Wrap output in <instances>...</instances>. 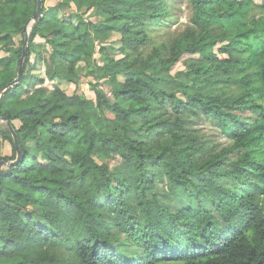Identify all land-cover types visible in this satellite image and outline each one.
I'll return each instance as SVG.
<instances>
[{
    "label": "trees",
    "instance_id": "1",
    "mask_svg": "<svg viewBox=\"0 0 264 264\" xmlns=\"http://www.w3.org/2000/svg\"><path fill=\"white\" fill-rule=\"evenodd\" d=\"M47 1L0 100L24 152L2 170L0 264H264V0H189L194 28L161 44L169 0ZM36 11L0 0V89ZM185 54L203 56L188 62L200 84L171 77ZM16 157L0 123V164ZM166 179L179 212L155 194Z\"/></svg>",
    "mask_w": 264,
    "mask_h": 264
},
{
    "label": "rangeland",
    "instance_id": "2",
    "mask_svg": "<svg viewBox=\"0 0 264 264\" xmlns=\"http://www.w3.org/2000/svg\"><path fill=\"white\" fill-rule=\"evenodd\" d=\"M60 0H48L46 2V7L48 10L54 11L56 10V4ZM257 3H260L262 0H255ZM169 17L167 20L166 24H162L157 31L153 33L154 35V41L157 44L161 43H169L174 37L178 36L181 33H184L188 30H191L194 28V25L191 23V9L189 7V0H169ZM72 10L69 8H66L63 13L65 15L70 14ZM31 33V32H30ZM114 39H117L118 37H113ZM36 43H43L42 39H37ZM116 46H119V44H116ZM220 46L217 48H214L212 50L213 53H217L218 49ZM151 51V47L147 50L146 53H149ZM118 53L114 54L117 57H120L117 55ZM99 57V56H98ZM203 58L202 55H188L185 54L180 61L172 67L171 69V77L175 79V81H181L187 84H192V83H197L200 84L199 81H197L194 78L193 72L190 69V64H188L189 61L191 60H201ZM61 69L66 70L67 65L66 64H60L59 65ZM78 73L81 75L86 74V70L83 69V66H80L78 69ZM39 75L44 76V72L40 71L38 73ZM88 82H91V80L88 77H82L81 84L79 86V89L77 91L81 94L86 95L90 99L95 98V94L93 91H91L89 85L87 84ZM57 83L59 86L64 89L69 95L73 94L74 91L76 90L74 87L70 86L66 81L64 80H58ZM168 90H171L173 88V85L169 84L166 86ZM90 113L93 118H95V112L93 109L90 110ZM16 124H18L16 122ZM195 125L192 126L194 130H200L201 133H203L208 140L211 142L219 143L221 146H226L228 145V141L222 137L220 134L219 128L214 126L211 123H208L207 121H202V122H195ZM171 142L170 138H166L164 140V143L169 145ZM6 151H4V154L9 153L10 151V146H6L4 148ZM109 165L114 168L116 165L119 164L118 159H114L111 161H107ZM169 181L166 179L165 183H157L156 185V191L155 194L160 200L161 204L164 206H167L170 208L173 212H179L182 208H184L187 204V198L185 194L180 193L176 196H173L171 200L168 202L167 201V185ZM32 209V208H30Z\"/></svg>",
    "mask_w": 264,
    "mask_h": 264
},
{
    "label": "water",
    "instance_id": "3",
    "mask_svg": "<svg viewBox=\"0 0 264 264\" xmlns=\"http://www.w3.org/2000/svg\"><path fill=\"white\" fill-rule=\"evenodd\" d=\"M42 16H43V0H37L36 14L31 20L28 21V23L24 27L25 39H24V45H23V55L21 57L19 69H18V76L14 81H12L11 83H8L7 85H5L4 87L0 89V100L6 93H8L15 85H17L21 81L23 63H24V60L27 54L30 32L32 30V27L39 21L40 18H42ZM0 123L7 124L9 130L12 133L14 146L17 151L16 160L10 161V162L4 161L0 164V182H1L2 170L4 169V167L9 166L10 168H13V167L18 166L23 160L24 152L20 146L18 135L15 132L14 128L12 127L11 123L6 118H1V117H0Z\"/></svg>",
    "mask_w": 264,
    "mask_h": 264
}]
</instances>
